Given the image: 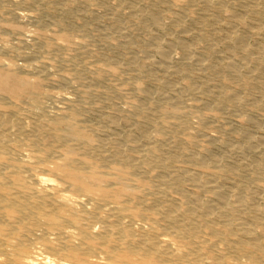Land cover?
<instances>
[{"label":"bare ground","instance_id":"obj_1","mask_svg":"<svg viewBox=\"0 0 264 264\" xmlns=\"http://www.w3.org/2000/svg\"><path fill=\"white\" fill-rule=\"evenodd\" d=\"M126 1L67 0L60 9L85 19L92 13L81 4L112 5L116 27L127 13L166 33L150 6L164 3L183 30L194 23L223 32L227 51L151 36L150 64L166 77L156 84L169 89L155 99L150 83L135 79L151 75L145 62L79 60L91 49L87 31L80 39L58 28L35 32L25 46L1 35L0 264H264V135L238 133L235 157L210 160L194 140L228 104L249 113L243 120L253 127L264 122V0H130L124 12ZM45 2L57 0H0V14L32 18L21 11ZM118 37L138 53L124 31L102 38ZM253 37L263 44L250 46ZM121 82L133 100L116 106ZM67 87H82V96H67ZM106 105L114 129L140 134L107 133L82 117Z\"/></svg>","mask_w":264,"mask_h":264},{"label":"rangeland","instance_id":"obj_2","mask_svg":"<svg viewBox=\"0 0 264 264\" xmlns=\"http://www.w3.org/2000/svg\"><path fill=\"white\" fill-rule=\"evenodd\" d=\"M67 0H57L55 3L45 2L38 7H30L24 11L20 10L23 13L32 12V18L26 17L17 21L13 19V10H9L5 13L0 14V36H6L12 45H20L31 42L34 33L42 35L46 30H51L52 28H58L61 32H71L73 38L80 39L83 38L84 31H87L88 37L91 40L90 47L82 56H78L81 61H90L91 64L99 63H115L117 65L127 64L131 59L137 58L138 61H143L148 65L147 67L152 71L151 75L135 77L136 80L142 81L144 84H149L155 93V99L164 94L169 93V89L161 84H156V82H163L166 80L165 75L161 72L155 70L154 66L150 60L156 59L155 53L152 49L146 48L147 41L151 36L159 35L161 37H175L177 40H182L191 46H199L203 49L209 48L213 54H220L227 51V47L222 35L223 32L218 31L215 26H210L206 30L198 24H192L187 27V30L181 29L179 26L173 25L169 19L168 11L165 8L164 3L152 2L150 6L156 8V10L161 13V20L164 25H166V33L161 32L155 26H152L151 23L146 18H135L127 13L117 16V18L123 23L124 27H116L112 23V17L116 16V7L109 5L107 9L104 8H91L86 4H81L79 6L80 12H90L92 16L85 19L77 18L75 15H69L64 11H61V5L65 4ZM132 2L130 0L126 1L124 12H127L128 7ZM167 5L169 3H166ZM148 6L149 8H151ZM201 6L195 4L190 7L192 9H199ZM236 8V7H232ZM188 9V6H187ZM17 12H20L16 9ZM198 11V10H196ZM15 27H18L15 29ZM126 32L131 37L133 45L138 49V53L134 52L133 49H129L125 46H120L119 43L124 41L123 38L118 37L115 40H106L104 42L103 36L106 33L114 32L116 34L120 32ZM20 32V33H19ZM23 34H22V33ZM219 32V33H218ZM6 34V35H5ZM32 34V35H31ZM166 34V35H165ZM102 36V37H101ZM216 37L215 40L209 42L207 39L210 37ZM250 46H256L257 44H263V40L258 38H251L249 40ZM74 52V50H72ZM140 51V52H139ZM176 54L179 57L183 56V50L180 47L175 49ZM133 59V60H134ZM67 70V69H66ZM70 73L74 71L72 69L68 70ZM123 76H131L130 71H123ZM224 70H220L218 75H224ZM122 77V76H121ZM210 82L215 76H209ZM117 80V81H116ZM116 82H120V78L116 79ZM157 80V81H155ZM126 85V86H125ZM120 86H125L123 96L113 98L116 106L125 105L126 102L133 100V90L129 88L127 83L121 82ZM79 89H82L80 87ZM78 88L67 87L63 90V93L73 99H79L82 96ZM54 90H57L54 88ZM244 90V89H243ZM242 95L245 100L243 103L248 102L246 100V92L243 91ZM106 97L104 93L92 96L93 99H103ZM49 102V101H48ZM51 102V101H50ZM58 105H62V102H56ZM225 108L215 114V117L210 119L207 123V128L201 135H196L194 140L198 141L200 146L197 148L205 154L206 160H210L213 157H220L219 155L224 156H236L235 147L241 145L244 141L238 133H244L250 131L252 134L264 135V122L260 123V127L255 128L252 125L246 123L243 120V116H246L240 107L224 106ZM243 107V106H242ZM201 110L200 107L195 108ZM241 111H240V110ZM112 111L110 105H106L102 108H99L95 112H86L82 114V117L88 122L95 124V126L105 128L107 133H122L127 136L128 134L139 135L141 130L136 128V131H130V127L123 126L119 130L114 129L112 124H109L106 121L105 115L108 112ZM259 160L258 157H255V160Z\"/></svg>","mask_w":264,"mask_h":264}]
</instances>
